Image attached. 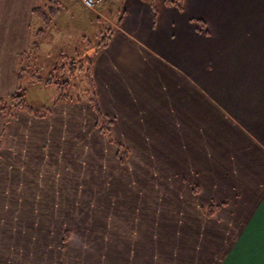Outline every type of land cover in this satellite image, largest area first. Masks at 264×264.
Segmentation results:
<instances>
[{
    "label": "crops",
    "instance_id": "1",
    "mask_svg": "<svg viewBox=\"0 0 264 264\" xmlns=\"http://www.w3.org/2000/svg\"><path fill=\"white\" fill-rule=\"evenodd\" d=\"M47 1L0 0L4 98L18 88L19 56L49 44L34 14ZM107 1L119 7L107 10L112 19L119 13L93 52L92 76L115 154L125 148L129 164L139 146L160 156L162 201L183 207L185 229L192 223L210 246L221 237L224 264H264V0ZM81 104L89 112L88 102L50 103L43 118L20 110L6 119L0 109V150L13 148L17 126L60 111L72 118Z\"/></svg>",
    "mask_w": 264,
    "mask_h": 264
},
{
    "label": "rangeland",
    "instance_id": "2",
    "mask_svg": "<svg viewBox=\"0 0 264 264\" xmlns=\"http://www.w3.org/2000/svg\"><path fill=\"white\" fill-rule=\"evenodd\" d=\"M77 1H47L46 11H58L40 34L49 44H37L18 64L25 95L0 96L6 119L20 110L47 117L50 103L92 107L17 126L13 148L0 150V264H224L216 253L222 238L210 246L192 223L185 229L182 206L163 203L166 179L154 172L162 158L142 146L130 164L125 148L115 154L112 126L90 102L88 71L118 17L107 10L119 7L106 0L80 12Z\"/></svg>",
    "mask_w": 264,
    "mask_h": 264
},
{
    "label": "trees",
    "instance_id": "3",
    "mask_svg": "<svg viewBox=\"0 0 264 264\" xmlns=\"http://www.w3.org/2000/svg\"><path fill=\"white\" fill-rule=\"evenodd\" d=\"M57 10V9H56ZM56 10H50V8L48 9V11H49V14H48V11H46L45 9H44V7H35L34 8V14L36 15V16H38L40 19H41V21L43 22V24H44V27L43 28H41L38 32H37V34L40 36V34H43V33H45V30L47 29V28H49V26H50V24H51V22L53 21V16H55V15H57L58 14V11H56ZM53 11V12H52ZM105 38H106V36H104V38H103V41L105 40ZM103 41H102V43H101V45L103 44ZM38 43L37 42H32V45H31V47H37L38 45H37ZM30 54V50L29 51H26L25 53H23V54H21L20 56H19V64H22V62H23V58L25 57V56H27V55H29ZM93 61V60H92ZM92 61L90 62V67H89V71H88V75H89V77H90V81H91V84H92V98L90 99V102H92V105H93V107L95 108V110L98 112V115H99V117L101 118L102 116H101V112H100V107H99V103H98V100H97V94H96V88H95V85H94V80H93V77H92ZM18 79H19V82H20V85L18 86V88H17V90H16V93H14L13 95H12V97H19L20 98V100H22L23 99V97H24V95H25V88L23 87V85H22V83H21V80L23 79L22 78V76L21 75H18ZM37 81H39V82H42L41 81V79H39V80H37ZM48 83L50 84L51 82L50 81H48ZM19 90H21V91H19Z\"/></svg>",
    "mask_w": 264,
    "mask_h": 264
},
{
    "label": "built area",
    "instance_id": "4",
    "mask_svg": "<svg viewBox=\"0 0 264 264\" xmlns=\"http://www.w3.org/2000/svg\"><path fill=\"white\" fill-rule=\"evenodd\" d=\"M81 4L89 10H95L106 3V0H79Z\"/></svg>",
    "mask_w": 264,
    "mask_h": 264
}]
</instances>
